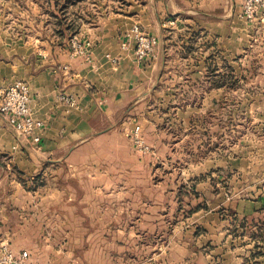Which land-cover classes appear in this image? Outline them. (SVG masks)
Segmentation results:
<instances>
[{
	"label": "crops",
	"instance_id": "obj_1",
	"mask_svg": "<svg viewBox=\"0 0 264 264\" xmlns=\"http://www.w3.org/2000/svg\"><path fill=\"white\" fill-rule=\"evenodd\" d=\"M120 1L78 30L57 14L52 24L38 16L36 25L0 27V85L28 82L31 108L44 122L37 143L0 112V253L27 251L39 264L134 262L142 239L152 238L151 221L141 220L152 212V153L136 151V126L151 149L152 142L170 148L171 158L178 144L217 148L215 106L227 84L230 94L244 81L250 99L264 101L263 13L246 20L244 0ZM136 24L159 38L143 62L135 55ZM74 35L92 42L88 56L73 53ZM254 117L252 131L264 133V110ZM253 163L241 168L236 157L217 155L190 174L200 180L197 204L181 239L206 264H264V158L260 170ZM224 165L237 178L235 192L204 178Z\"/></svg>",
	"mask_w": 264,
	"mask_h": 264
},
{
	"label": "rangeland",
	"instance_id": "obj_2",
	"mask_svg": "<svg viewBox=\"0 0 264 264\" xmlns=\"http://www.w3.org/2000/svg\"><path fill=\"white\" fill-rule=\"evenodd\" d=\"M121 4L123 2L120 0H0V27L4 25L7 28L19 27V21L27 19L31 24H35L34 20L38 16L48 19L47 23L52 24L51 19L57 14L59 21L63 23L70 21L72 30H78L82 22L98 20V16L102 15V12L115 10ZM67 25L69 28V24ZM229 87L227 84L224 89L222 88L220 101L215 106L220 111V116L215 117V125H218L220 129L219 136L216 137L217 148H205L197 151L189 147V144L184 143V146L178 144V147H175V152L172 150L173 154H170V158L168 157L170 148H158L155 147L157 146L155 142H152L150 150L152 153V212L151 214H141L142 221H151L152 238L149 241L142 239L139 256L135 257L134 262L131 258L127 260L129 257H125L124 262H117V264L207 263L201 253L196 252L194 247L190 248L189 245H184L181 239V231L185 229L183 222L186 221V218H189L188 221H190L191 210L197 204L194 197L197 192L193 186H197L200 180H197L198 177L191 179L190 174L196 172L193 169L197 162L214 159L217 155L221 160L236 157V165L241 168L245 167L246 159L253 158V167L259 170L261 169L260 162L264 158V152L261 153V150L264 149L261 148L264 146V133L253 132L250 127L255 120H258L254 117L256 111L264 110V101L260 103V101L250 99L251 86L246 85L244 81L232 85L230 94ZM252 92L260 93L256 88ZM205 122L211 124V118H206ZM163 134L164 132L156 134L158 141L162 142L165 136ZM198 135L194 134L190 138H197ZM167 138L173 141L175 137ZM177 158H181V163ZM186 158L189 160L188 162L185 161ZM255 161L259 165L255 166ZM192 162H194L193 165ZM222 168L220 170L222 173L216 172L214 177L210 173H206L204 178L211 176L215 181L216 189L220 187L225 189L224 191L235 192L234 183L237 178H232L234 174L231 176L228 174V165H224ZM241 180L244 184V178ZM210 199V197H206L202 200V207H206L207 200ZM107 263L112 264L111 262Z\"/></svg>",
	"mask_w": 264,
	"mask_h": 264
},
{
	"label": "built area",
	"instance_id": "obj_3",
	"mask_svg": "<svg viewBox=\"0 0 264 264\" xmlns=\"http://www.w3.org/2000/svg\"><path fill=\"white\" fill-rule=\"evenodd\" d=\"M260 13L264 14V0H244L243 16L246 20L255 22ZM132 36L135 42V55L139 62L149 60L155 55L159 46L157 36L144 31L138 24L133 26ZM91 45L92 42L89 40L81 42L77 35L71 38L73 53L88 56ZM61 99L68 104L75 103L74 98L66 94L61 95ZM31 101L32 89L28 82L19 80L9 85H0V112L6 116L8 122L19 134L39 143L41 135L38 132L42 129L44 122L35 117ZM132 140L136 151L142 154L150 153L151 147L142 136L141 126H136L134 129ZM28 258L27 251L16 256L13 251L4 247L0 253V264H37L30 262Z\"/></svg>",
	"mask_w": 264,
	"mask_h": 264
},
{
	"label": "trees",
	"instance_id": "obj_4",
	"mask_svg": "<svg viewBox=\"0 0 264 264\" xmlns=\"http://www.w3.org/2000/svg\"><path fill=\"white\" fill-rule=\"evenodd\" d=\"M197 208V207H196ZM194 209L191 210V212L193 211Z\"/></svg>",
	"mask_w": 264,
	"mask_h": 264
}]
</instances>
